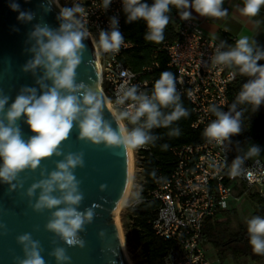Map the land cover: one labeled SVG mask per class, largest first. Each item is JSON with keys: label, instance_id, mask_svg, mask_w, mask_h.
Segmentation results:
<instances>
[{"label": "clouds", "instance_id": "9594fccd", "mask_svg": "<svg viewBox=\"0 0 264 264\" xmlns=\"http://www.w3.org/2000/svg\"><path fill=\"white\" fill-rule=\"evenodd\" d=\"M112 0H102L101 7L107 10ZM224 0H154L149 5L142 0H122L126 23L144 20L147 32L144 39L153 43L164 40V31L170 22L171 7H175L182 20L192 18L194 10L201 17H224L227 9L222 7ZM56 5L55 0H47L46 12ZM264 0H244L241 14L255 17ZM12 11L18 13L17 19L30 23L35 13L21 10L20 5L12 0L9 4ZM88 15L84 6L79 3L71 7H59L57 20L59 28L53 29L48 24L37 23L29 33V39L34 41L29 49L33 58L23 67L24 72H35L37 68L44 69V76L37 83L42 91L37 94L34 87H23L10 106L9 97L0 93V182L10 185V191L17 188L18 174L26 169L35 171L45 158L63 156L55 163V170L47 173L46 178L33 183L26 192L29 198L36 197L31 207L36 212L49 210L51 215L45 225L47 231L54 233L69 247L83 249L86 241L80 236L85 226L94 221L98 204L83 211L79 207L84 200L79 181L74 172L85 166L84 153L61 150L62 142L69 138L74 125L79 129V138L94 145L103 144L112 147H140L155 144L160 138L152 134L154 128H169V137H178L181 131L172 128L173 122L187 117L189 112L183 107L180 94L176 88V78L170 71L160 73L154 83L151 94L140 91L137 85H122L116 93L112 109V117L118 127L113 129L111 123L104 119V109L108 103L107 97L90 84L77 83V68L82 63L85 51L83 41L90 36L86 28L85 17ZM258 23V22H257ZM110 31L99 32L98 47L104 52H119L125 39L119 30L118 18H110ZM226 46L221 42L217 47L212 62L228 67L237 66L242 75L249 77L242 85L236 101L229 111L220 110L212 105L208 110L216 117L204 129L203 136L209 143L215 141L223 145L230 142V137L242 131V111H237L238 104H251L256 111L264 104V65L258 61L264 60V49L257 45L255 39L247 36L239 38L230 50L221 51ZM50 80L51 85L42 83ZM131 101V104H127ZM171 109V111H164ZM26 117L32 135L27 141L22 138V132L17 124L21 117ZM123 121H127L126 125ZM128 125L133 127L129 128ZM166 150L168 145H162ZM261 149L252 145L244 156L233 160L230 174L232 176L244 173L242 165L245 159L258 156ZM45 176V171H41ZM22 187V185H20ZM107 185H100L104 191ZM37 190L39 194L37 196ZM58 193V195H57ZM249 244L254 253L264 255V217L253 216L247 220ZM102 237L103 231L99 233ZM17 243L22 246L24 258L17 257L18 264H45L41 255L43 251L38 240L31 233L19 235ZM57 264H70L71 257L66 249L56 247L50 253Z\"/></svg>", "mask_w": 264, "mask_h": 264}, {"label": "built area", "instance_id": "2783aa9c", "mask_svg": "<svg viewBox=\"0 0 264 264\" xmlns=\"http://www.w3.org/2000/svg\"><path fill=\"white\" fill-rule=\"evenodd\" d=\"M60 2H57L58 8L79 3L88 13L85 22L90 32L88 40L93 49L98 75L97 88L107 97L110 109L117 107L114 101L122 85H137L140 91L150 95L154 84L145 75L156 64L133 71L122 61L126 51L132 47V43L125 39L122 28V0H112L106 11L101 7L102 0ZM113 16L118 18V27L125 39L124 45L116 53L104 52L97 44L99 32L110 31L109 21ZM175 30L176 38L164 39L159 48L165 51L168 66L174 70L177 92L183 94L191 105L195 116L191 126L204 132L207 125L216 118L208 110L212 105L227 112L236 101L238 94L234 87L237 72L233 66L212 62L221 41L206 34L198 21L192 18L182 20L177 10ZM126 103L130 105L131 101ZM243 105L238 104L237 111ZM123 123L128 124L127 121ZM247 139L257 141L251 136H247ZM241 146L233 135L230 142L223 145L215 141L209 143L203 136L198 143L172 148L176 157L175 166L165 179H156V185L151 191L159 202L152 220V229L155 235L171 243L165 264H220L206 256V243L202 237L204 220L218 212L233 209L238 199L250 189L264 198V158L245 159L242 165L244 173L237 176L230 174L233 160L245 155L241 152ZM138 148L148 147H136L134 154ZM137 170L140 168L137 167ZM135 187L139 193L140 184ZM140 202L138 196L129 200L127 206L134 208ZM261 217H264V210Z\"/></svg>", "mask_w": 264, "mask_h": 264}, {"label": "water", "instance_id": "95a60500", "mask_svg": "<svg viewBox=\"0 0 264 264\" xmlns=\"http://www.w3.org/2000/svg\"><path fill=\"white\" fill-rule=\"evenodd\" d=\"M11 2L12 0H0V93L9 97L5 109L23 87L36 88L38 95L42 91L37 80L44 76V69L37 68L35 72L23 71L24 65L33 58L29 49L34 41L29 39V33L37 23H46L53 29L59 28L60 24L57 20L59 8L56 5H53L49 12L42 7L47 0H15L21 10L35 13V18L30 23L17 19L18 13L9 7ZM83 43L85 51L82 63L76 70L77 83L82 81L99 91L96 87L98 75L93 49L88 38ZM42 83L51 85L50 80H43ZM103 115L113 129L118 127L107 106ZM25 120L26 117L22 116L17 124L21 129L22 138L27 141L34 133ZM60 147L65 154L84 153L85 166L77 168L74 172L76 178L81 181L80 190L84 194L79 210L83 211L93 204L100 205L95 209L97 215L94 221L86 225L85 231L80 233L86 241V246L83 249L69 247L54 233L47 231L45 225L51 212L34 211L31 204L35 203L36 197L29 198L26 195L27 189L33 183L46 178L47 173L55 170V163L63 159V156H53L43 159L35 171L26 169L20 172L17 180L13 181L18 185L14 190L10 191L9 184L0 182V264H18L16 258H24L22 246L16 239L24 233H31L32 238L40 242L45 264H57L55 257L50 255L56 247L66 249V254L71 257L70 264H128L121 249L116 224L113 223V210L127 181L125 149L107 148L103 144L94 145L83 141L79 138V129L75 125L69 138L62 142ZM42 170L45 171L43 177ZM102 184L107 185L104 191L100 190ZM38 194L39 190L37 196ZM101 231L104 233L102 237L99 235Z\"/></svg>", "mask_w": 264, "mask_h": 264}, {"label": "trees", "instance_id": "16d2710c", "mask_svg": "<svg viewBox=\"0 0 264 264\" xmlns=\"http://www.w3.org/2000/svg\"><path fill=\"white\" fill-rule=\"evenodd\" d=\"M142 2L151 5L154 0H142ZM177 9L171 7L170 22L165 28L164 39L173 40L176 38L175 30V15ZM126 14L122 12V28L126 40L132 43V47L128 49L122 58L123 63L133 71L141 70L144 66H149L152 63V69L145 76L152 80L154 84L160 77V73L174 70L168 66V58L164 50L160 49L161 43H153L144 39L147 32V25L144 20H137L132 23H126ZM226 46L224 51L230 50L228 46L234 47L232 39L225 41ZM258 64L264 65V60L258 61ZM237 72V81L235 82V91L238 94L242 85L250 79L239 72L237 66H233ZM244 79V80H242ZM180 94V93H179ZM180 100L183 107L189 112L187 117H182L180 120L173 122L172 128L178 127L181 135L178 137H169L167 133L169 128H154L152 134L160 137L155 144H146L147 149L138 148L136 150V166L140 168L141 175L139 194L141 202L131 209L128 213V221L123 223L125 230V239L127 244L132 243L133 248L138 249L139 260L136 264H165V256L171 246L169 241L163 240L155 235L152 229V220L155 217L158 207V200L154 198L151 191L156 185V179H165L172 171L176 163V157L172 152V148L185 145L195 144L203 139V132L200 129L191 126L195 116L191 110V105L183 94H180ZM171 111V109H164ZM238 111H242V131L235 135L237 142L243 145L251 136L257 141L264 140V104L254 111V106L245 103L239 107ZM129 128L133 127L128 125ZM246 134V135H245ZM162 145H168L166 150H162ZM258 200V205L252 212L249 219L253 216H261L264 210V198L259 197L255 193L252 194ZM248 219V220H249ZM221 233L228 234L230 241L224 242L219 235ZM202 237L204 243H210L217 254L222 256L227 250L237 251L240 254L249 255L252 258L264 257L253 252L249 244V235L247 232V222L241 224L237 230L228 231L223 221L217 220L216 215L208 217L204 220L202 228ZM232 237H237L239 240L233 242Z\"/></svg>", "mask_w": 264, "mask_h": 264}, {"label": "rangeland", "instance_id": "374dc122", "mask_svg": "<svg viewBox=\"0 0 264 264\" xmlns=\"http://www.w3.org/2000/svg\"><path fill=\"white\" fill-rule=\"evenodd\" d=\"M60 2V0H55V3ZM61 4V2H60ZM97 87V84H96ZM98 89V88H97ZM252 145L258 146L261 149V152L258 156L254 157H262L264 158V142H257L253 140H248L246 141L242 146H241V152L245 154L248 150V148ZM132 148V154H133V164H134V170H133V176H132V185H131V190L129 193L128 201L133 200L135 197H140V194L136 192V184H140L141 181V175L139 171L137 170L136 166V158L134 154V148ZM254 194V190L250 189L244 193L238 199V201L235 203V206L231 210L227 211H222L218 212L216 214V219L223 221V225L226 226V230L232 232L238 229V227L242 224H245L247 220L250 218L252 212L258 205V200L255 196H252ZM134 195V196H133ZM133 196V197H132ZM119 210L116 212V207L113 210V223L116 224L117 231H121L122 233V239L124 242V248L127 252V255L131 261V264H136V261L139 260V255H138V249L133 248L132 243L129 242L127 244L126 239H125V230L123 228V223L128 221V213L131 212L132 207L127 206V203ZM116 214V215H115ZM119 233V232H118ZM120 240V238H119ZM121 244V241H120ZM206 248V256L208 258H211L212 260H215L216 262L220 264H261V261H264V257L260 258H252L249 255L245 254H240L239 252L235 251H230L227 250L226 252L223 253L222 256L217 254V251L215 248L210 244L206 243L205 244ZM122 249V245H121ZM123 252V249H122ZM124 255V253H123ZM125 257V256H124ZM126 259V258H125ZM261 260V261H260ZM127 261V260H126ZM128 262V261H127ZM128 264H130L128 262Z\"/></svg>", "mask_w": 264, "mask_h": 264}, {"label": "crops", "instance_id": "0c3cea01", "mask_svg": "<svg viewBox=\"0 0 264 264\" xmlns=\"http://www.w3.org/2000/svg\"><path fill=\"white\" fill-rule=\"evenodd\" d=\"M243 3L244 0H224L222 7L227 9V15L220 18L201 17L194 10L189 11L192 19L201 24L204 32L216 40L225 43L232 39L235 44L239 38L247 36L250 41L255 39L257 45L264 49V6L255 17H248L239 11ZM260 263L264 264V261Z\"/></svg>", "mask_w": 264, "mask_h": 264}, {"label": "bare ground", "instance_id": "6f19581e", "mask_svg": "<svg viewBox=\"0 0 264 264\" xmlns=\"http://www.w3.org/2000/svg\"><path fill=\"white\" fill-rule=\"evenodd\" d=\"M107 108L110 109L108 103H107ZM111 110V109H110ZM125 149V155H126V167H127V181H126V184H125V187L123 189V192L116 204V212L119 211L127 202L128 200V197L130 196L129 193H130V190H131V185H132V176H133V170H134V164H133V154H132V148L131 147H128V148H124ZM116 215V214H115ZM118 235H119V238H120V241H121V245H122V249H123V253H124V256L126 258V260L131 264V261L127 255V252L124 248V242H123V239H122V233L121 231L119 230L118 231Z\"/></svg>", "mask_w": 264, "mask_h": 264}, {"label": "flooded vegetation", "instance_id": "af4514ba", "mask_svg": "<svg viewBox=\"0 0 264 264\" xmlns=\"http://www.w3.org/2000/svg\"><path fill=\"white\" fill-rule=\"evenodd\" d=\"M55 6V5H54ZM56 7V6H55ZM246 83V82H245ZM219 237L224 241V242H228V241H230V237H229V235L228 234H225V233H221L220 235H219ZM232 239H233V242H236L237 240H239V238H237V237H232Z\"/></svg>", "mask_w": 264, "mask_h": 264}]
</instances>
